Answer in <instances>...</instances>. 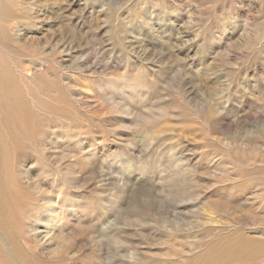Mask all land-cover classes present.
I'll return each instance as SVG.
<instances>
[{
    "label": "rangeland",
    "instance_id": "374dc122",
    "mask_svg": "<svg viewBox=\"0 0 264 264\" xmlns=\"http://www.w3.org/2000/svg\"><path fill=\"white\" fill-rule=\"evenodd\" d=\"M15 1L0 145L29 264H191L217 233L264 238V0Z\"/></svg>",
    "mask_w": 264,
    "mask_h": 264
},
{
    "label": "bare ground",
    "instance_id": "6f19581e",
    "mask_svg": "<svg viewBox=\"0 0 264 264\" xmlns=\"http://www.w3.org/2000/svg\"><path fill=\"white\" fill-rule=\"evenodd\" d=\"M0 1L5 10L12 9L8 7L9 3L7 4V0H0ZM19 8L20 7L18 6V9ZM17 14L19 13H16L15 11L13 13L12 12L8 13L5 16L6 24L4 30L6 34H4L3 37L5 36L8 38L10 37V30L14 26V20L17 21L16 19ZM2 84L7 86L10 85V79L9 76L1 70V60H0V85ZM12 112L19 115L17 121L18 123L23 124L25 131L30 129V117L27 114H25V103L23 101L19 99H15L13 101ZM3 126H4V121L2 118V111L0 106V144L3 141ZM9 155L10 153L3 152L2 145H0V264H25V263L29 264V260L26 256L25 248L18 242L16 235L14 234L13 231V227H14L13 221L15 219V213L13 215H10L11 212L9 213L8 210L9 207L12 206L10 202L14 199V193L7 191L4 192L6 189L7 190L10 189V187L5 184L6 176H7L5 174H6V170L8 169L6 168L5 163ZM8 164H10V162L6 164L7 167ZM9 179L10 178H8V181ZM30 235H31L30 237L26 238L28 241L41 240V238L37 237V234L34 231ZM24 244L26 247L30 248L28 243H24ZM32 248L34 249V247ZM49 250L51 251V249ZM41 252L43 253L42 250ZM58 254L59 252L57 251V255ZM190 263L191 264H264V238L260 239L257 236H253L249 233H246L240 228H233L232 230L226 233L223 232H220L219 234L217 233L214 238H212L210 241L205 243V248L202 252H199L193 256V258L190 260Z\"/></svg>",
    "mask_w": 264,
    "mask_h": 264
}]
</instances>
